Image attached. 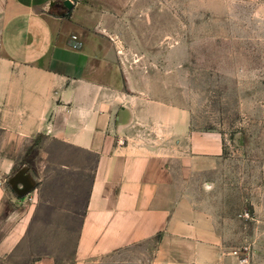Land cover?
Segmentation results:
<instances>
[{
	"label": "crops",
	"instance_id": "obj_1",
	"mask_svg": "<svg viewBox=\"0 0 264 264\" xmlns=\"http://www.w3.org/2000/svg\"><path fill=\"white\" fill-rule=\"evenodd\" d=\"M65 1L0 0V264H238L246 244L264 264V130L239 174L140 67L155 57L130 56L160 42L147 0Z\"/></svg>",
	"mask_w": 264,
	"mask_h": 264
},
{
	"label": "rangeland",
	"instance_id": "obj_2",
	"mask_svg": "<svg viewBox=\"0 0 264 264\" xmlns=\"http://www.w3.org/2000/svg\"><path fill=\"white\" fill-rule=\"evenodd\" d=\"M146 3L155 9L160 42L130 48V56L155 57L140 67L160 74L166 98L189 107L196 125L225 134L228 152L237 154L230 166L249 173L259 145L251 140L264 130V0ZM229 179L227 198L245 203L250 180Z\"/></svg>",
	"mask_w": 264,
	"mask_h": 264
},
{
	"label": "water",
	"instance_id": "obj_3",
	"mask_svg": "<svg viewBox=\"0 0 264 264\" xmlns=\"http://www.w3.org/2000/svg\"><path fill=\"white\" fill-rule=\"evenodd\" d=\"M65 5L69 8L73 7L71 0H66ZM39 182L38 177L28 165L21 167L14 175H12L8 183L21 196L28 194Z\"/></svg>",
	"mask_w": 264,
	"mask_h": 264
},
{
	"label": "built area",
	"instance_id": "obj_4",
	"mask_svg": "<svg viewBox=\"0 0 264 264\" xmlns=\"http://www.w3.org/2000/svg\"><path fill=\"white\" fill-rule=\"evenodd\" d=\"M247 217H252L250 212L245 213ZM238 257V264H255L253 259V248L250 244L238 247L233 251Z\"/></svg>",
	"mask_w": 264,
	"mask_h": 264
}]
</instances>
